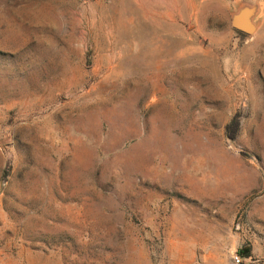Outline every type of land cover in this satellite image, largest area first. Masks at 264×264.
Masks as SVG:
<instances>
[{"label": "rangeland", "instance_id": "374dc122", "mask_svg": "<svg viewBox=\"0 0 264 264\" xmlns=\"http://www.w3.org/2000/svg\"><path fill=\"white\" fill-rule=\"evenodd\" d=\"M241 1L0 0V264H264Z\"/></svg>", "mask_w": 264, "mask_h": 264}, {"label": "water", "instance_id": "95a60500", "mask_svg": "<svg viewBox=\"0 0 264 264\" xmlns=\"http://www.w3.org/2000/svg\"><path fill=\"white\" fill-rule=\"evenodd\" d=\"M259 6L257 2L243 0L234 10L229 13V22L231 26L243 33H251L256 27L257 23L253 21L257 14ZM246 251L245 249L243 250Z\"/></svg>", "mask_w": 264, "mask_h": 264}, {"label": "built area", "instance_id": "2783aa9c", "mask_svg": "<svg viewBox=\"0 0 264 264\" xmlns=\"http://www.w3.org/2000/svg\"><path fill=\"white\" fill-rule=\"evenodd\" d=\"M234 260H235L236 263H241L242 260H243V256L240 255V254H238V253H236V254L234 255Z\"/></svg>", "mask_w": 264, "mask_h": 264}, {"label": "trees", "instance_id": "16d2710c", "mask_svg": "<svg viewBox=\"0 0 264 264\" xmlns=\"http://www.w3.org/2000/svg\"><path fill=\"white\" fill-rule=\"evenodd\" d=\"M244 249H239L237 252H238V254H240V255H242V256H246V255H248V253L247 252H245L244 253V251H243Z\"/></svg>", "mask_w": 264, "mask_h": 264}]
</instances>
